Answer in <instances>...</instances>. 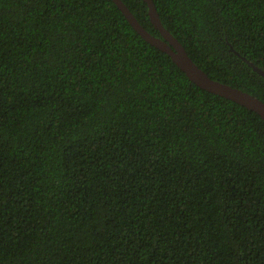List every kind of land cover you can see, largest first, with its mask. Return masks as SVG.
I'll return each mask as SVG.
<instances>
[{"label": "trees", "instance_id": "trees-1", "mask_svg": "<svg viewBox=\"0 0 264 264\" xmlns=\"http://www.w3.org/2000/svg\"><path fill=\"white\" fill-rule=\"evenodd\" d=\"M152 1L200 69L264 103L241 58L264 70V0ZM0 264H264L263 119L113 0H0Z\"/></svg>", "mask_w": 264, "mask_h": 264}, {"label": "water", "instance_id": "water-1", "mask_svg": "<svg viewBox=\"0 0 264 264\" xmlns=\"http://www.w3.org/2000/svg\"><path fill=\"white\" fill-rule=\"evenodd\" d=\"M113 1L134 30L150 45L166 53L192 83L209 93L224 97L244 106L248 110L257 113L264 121V103L247 92L210 78L200 69L188 56L181 43L162 25L152 0L143 1L147 4L150 22L159 32V37H154L148 33L121 0ZM235 54L239 56L237 53ZM241 58L255 72L264 77L263 69L255 66L254 63L249 62L245 57Z\"/></svg>", "mask_w": 264, "mask_h": 264}]
</instances>
